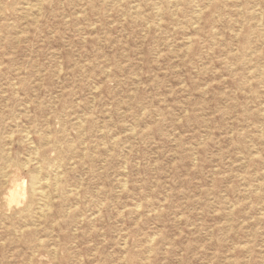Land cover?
Wrapping results in <instances>:
<instances>
[{"label":"rangeland","instance_id":"1","mask_svg":"<svg viewBox=\"0 0 264 264\" xmlns=\"http://www.w3.org/2000/svg\"><path fill=\"white\" fill-rule=\"evenodd\" d=\"M0 264H264V0H0Z\"/></svg>","mask_w":264,"mask_h":264},{"label":"bare ground","instance_id":"2","mask_svg":"<svg viewBox=\"0 0 264 264\" xmlns=\"http://www.w3.org/2000/svg\"><path fill=\"white\" fill-rule=\"evenodd\" d=\"M201 11V10H200ZM200 13V12H199ZM259 64V63H258ZM27 135V134H26ZM29 135V134H28ZM31 135V134H30ZM10 136H11V134H10ZM33 141V140H32ZM34 143V142H33ZM28 158V157H27ZM25 164V163H24ZM23 164V165H24ZM26 166V164L23 166V168ZM39 172V171H38ZM55 177V176H54ZM35 178V177H34ZM34 178H31L32 179V184H34L35 183V180H34ZM56 178V177H55ZM45 180V179H44ZM46 182L48 181V180H45ZM58 183V182H57ZM20 184V183H19ZM57 185V184H56ZM19 186V185H18ZM56 188V187H55ZM33 190V189H32ZM31 190V191H32ZM39 191V190H38ZM44 193V192H43ZM22 196V195H21ZM46 204V203H45ZM233 205V204H232ZM48 208V207H47ZM42 211V210H41ZM40 216V215H39ZM21 230V229H20ZM17 233V232H16Z\"/></svg>","mask_w":264,"mask_h":264}]
</instances>
